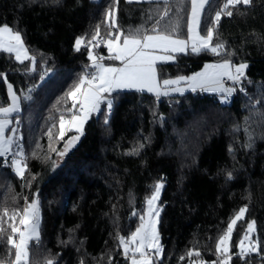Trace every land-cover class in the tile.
<instances>
[{"label": "trees", "instance_id": "trees-1", "mask_svg": "<svg viewBox=\"0 0 264 264\" xmlns=\"http://www.w3.org/2000/svg\"><path fill=\"white\" fill-rule=\"evenodd\" d=\"M190 2L0 0V26L20 34L30 58L0 50V107L10 102V84L20 104L12 118L23 165V175L0 165V264H14L11 229L34 201L39 239L28 243L27 264H128L121 238L141 224L158 181L160 255L153 264H264V0L227 8V0H208L199 32L212 30L209 47L156 64L162 83L221 61L246 65L243 92L234 85L226 101L205 91L113 92L111 107L91 114L60 157L72 133L61 136L60 127L69 93L96 70L89 53L103 55L102 64L118 62L109 59L107 41L153 28L187 38ZM233 220L228 250L218 251ZM251 223L256 251L244 253Z\"/></svg>", "mask_w": 264, "mask_h": 264}, {"label": "snow or ice", "instance_id": "snow-or-ice-1", "mask_svg": "<svg viewBox=\"0 0 264 264\" xmlns=\"http://www.w3.org/2000/svg\"><path fill=\"white\" fill-rule=\"evenodd\" d=\"M208 2V0H191L192 5V13L191 20L188 25L189 39L193 40L192 52H199L202 49H207L209 47V41L212 39V30H208L207 39L203 37H199L198 34L193 36L195 32V28L200 23V15L201 11L204 8V5ZM238 3L249 4L250 0H227L225 4V8L228 5L235 6ZM167 15V12H165ZM227 15H232L231 12H227ZM218 22L221 19L220 12L216 13L215 17ZM153 33L155 34H137V35H127L123 36L122 45L119 43L120 36L115 37L116 43L109 41L108 47L110 52H114V55L110 56L109 59L121 61L122 67H106L102 63H99L95 57L91 56L89 53V58L93 60V67L96 69L95 74H93L91 79H88L87 76H83L80 79V83L76 85L75 91L70 92L69 96L73 98L75 101L77 99L76 93H80V107L83 111V117L77 118L76 116L72 117V120L68 123L77 127V130L82 134V126L84 121L88 118V114L97 110L99 104L102 101V93H107L112 91L114 88H147L148 91H156L157 90V82H156V70L155 64L157 60H169L172 59L170 56H157L155 55L156 49H163L164 51H172V52H184L187 47V41L175 39L171 35H166L158 31V29L153 28ZM4 34L8 35L9 44L7 47L4 46L2 40H0V50L15 52L16 59L21 60L22 55L23 59H30L27 55V50L22 47L20 34L12 33V30L4 25L0 26V37ZM199 40L201 43V47H197L195 41ZM14 41L15 44L11 42ZM81 39H77L76 47L79 50L81 45ZM222 47V45H217L216 47L211 48V51L214 53L217 52V49ZM33 63H34V58ZM103 59V58H101ZM229 62L225 61L223 64L219 65H207L204 72L197 73L192 77L184 78L181 77L178 80H165L164 85L170 84H178L180 80L188 79L190 81V87L192 90H195L197 87L203 88L205 84H212L215 87H209V91H221L230 93L232 89H226L220 82V77L227 75L229 79L238 80L240 75H243V70L246 65H240L236 71L239 75L233 76L229 71ZM211 69L212 71H209ZM87 82L88 87L81 90L82 86ZM173 91L182 92L183 89L176 87ZM160 93L157 91V95ZM167 94V93H165ZM75 103L73 107H75ZM108 107H111V103L109 102ZM18 106L16 102V97L13 95V106L10 108H0V113L7 115L12 111H17ZM7 121H0V132H3L4 125ZM64 120L61 118V136H63V127ZM79 139V136L74 137L73 140L68 145L71 147L72 144L75 143L76 140ZM6 141H0V151L6 152L8 149L4 145H6ZM63 155V153H61ZM13 164H19V161H13ZM17 173L23 175V169L17 167ZM162 186L160 184L156 185L155 193L153 196L147 201L149 205V213L148 215L151 217L153 215L159 216L158 210H153L154 202L158 199L160 188ZM37 203L34 201L31 205L23 210V218L20 220V224L24 226V231L12 227L13 234L19 233V243H17L11 237L9 238V243H11L15 248V264H27L28 261V243L32 239H39V234L37 232L38 227V219L37 217ZM31 210V211H30ZM245 208L240 209V213L237 216L239 219L243 213L245 212ZM5 214H7L5 212ZM15 215L11 217V219H15ZM141 225L136 229L134 233L131 235V242L139 241V245L132 250V261L131 264H150L149 258H147V254L144 251L145 245L149 240L158 241V234L156 232V221L149 220L147 222L144 221V218L141 217ZM236 223V220H233L227 228L226 233L220 237V241L217 245L218 251L227 252V242L230 237V234L233 230V225ZM253 229V224H249V230ZM247 238V237H246ZM121 243L125 245V254L127 255L129 249L127 246V242L124 238H121ZM223 246V248H221ZM148 247L156 248V251L159 252L160 249L157 245L148 244ZM241 247L243 248V241H241ZM251 251H256L255 248H252ZM139 253L140 259L136 258V254ZM243 254V253H242ZM198 255V253H197ZM48 264H52L51 261Z\"/></svg>", "mask_w": 264, "mask_h": 264}, {"label": "rangeland", "instance_id": "rangeland-1", "mask_svg": "<svg viewBox=\"0 0 264 264\" xmlns=\"http://www.w3.org/2000/svg\"><path fill=\"white\" fill-rule=\"evenodd\" d=\"M26 60V59H25ZM32 60V59H31ZM118 61V60H117ZM221 62H225V61H221ZM221 62H219V63H217L216 65H219V64H221ZM222 63V64H223ZM103 65H105L106 67H122L123 65H122V63H121V61H118V62H113V63H109V64H103ZM230 65V64H229ZM207 66V65H206ZM239 66H237V67H235V68H233L231 65H230V67H229V71L232 73V75L234 74V72H235V70H236V68H238ZM204 69H206L205 67H204ZM155 70H156V82H157V90L156 91H148V89L147 88H114L112 91H110V92H107V93H102L101 95H107V98H104L103 96H102V101H101V103L99 104V107H98V109L97 110H93V111H91L89 114H88V117L91 115V114H94V113H97L98 111H99V109L101 108V107H106V110L109 108L108 107V104H109V102H110V99H109V97H110V95L113 93V92H116V91H124V90H134V91H141V92H148V93H150V94H153V95H157V91L160 93V94H163V93H165V92H163V88H167L169 91H172L173 93H176V94H178V93H180V94H182V93H184V92H186V91H188V90H190L191 88H190V81L188 80V79H186V81H184V82H180V83H178V84H170V85H167V87H163V86H166V85H164V83H162V82H160L159 81V78H158V73H157V68H156V65H155ZM95 72H96V70H95ZM195 74H197V73H192V74H190L188 77H192L193 75H195ZM187 77V78H188ZM222 77V76H221ZM220 77V81H221V79L223 78H221ZM224 77H228L227 75L226 76H224ZM221 84H222V82H221ZM223 85V87L224 88H226V89H232V91L230 92V93H228V92H217V93H219V94H221L222 96H220V98L223 100V101H226V99L227 100H229L228 98L232 95V93L234 92V89H235V86L234 85H225V84H222ZM8 86L10 87V88H12L11 87V85L10 84H8ZM176 87H179V88H181V89H183V91L182 92H180V91H173V89L174 88H176ZM171 88V89H170ZM84 89H86V87L85 88H83V86H82V88H81V90L83 91ZM159 94V95H160ZM70 98H72V97H70ZM104 102V105L103 106H101V104ZM111 103V102H110ZM83 112H80V113H76V114H73L72 115V117L75 115V116H83ZM81 116V117H82ZM72 117L70 118V119H68V120H64V127H63V132H64V130L66 131L67 129H68V127H70L69 126V121H71L72 120ZM6 121H7V123L4 125V130H3V132H1V134H2V136H3V141H6L7 142V144L6 145H4V146H6L7 147V149H10V150H12V152L15 150V148H16V141H15V139H14V136L16 135L15 134V131H16V127H15V120L13 119V118H10V117H8V118H6L5 119ZM4 120V121H5ZM87 120V119H86ZM85 120V121H86ZM85 121H84V123H85ZM84 123H83V126H84ZM83 126H82V128H83ZM60 127H61V124H60ZM61 131H62V129H61ZM73 140V139H72ZM71 140V141H72ZM71 141H68V142H65L64 143V145H63V147H62V150L60 151V155H61V153H63V155L67 152V151H69V149L72 147V145H71V147H69L68 145L70 144V142ZM16 154H15V153ZM13 152V157H12V161H11V166H12V169L17 173V167H20V168H22L23 169V165H22V163H21V160H20V157H19V152H17V151H14ZM61 158H62V155L60 156ZM58 158V160H60L61 158ZM19 161V164L17 165V164H13V161ZM20 175V174H19ZM157 184H160L161 185V182H157L156 184H155V187H154V189L152 190V192L150 193V195L146 198V200H145V213H144V216H143V218H144V221L145 222H147V221H149V220H155L156 221V232H157V222H158V217L157 216H155V215H153V216H149L148 215V213H149V205H148V200L153 196V194L155 193V188H156V185ZM160 192H161V188H160ZM160 192H159V196H160ZM159 196H158V199H159ZM158 199L154 202V205H153V210L155 211V210H158L159 211V205H158ZM32 204V203H31ZM31 204H26V205H24V207H23V210L25 209V208H27L29 205H31ZM23 210H22V213H21V215H20V218H19V221L23 218ZM31 211V210H30ZM240 213V212H239ZM238 213V214H239ZM37 216H38V213H37ZM238 216V215H237ZM37 219H38V227H37V232H38V234H39V218L38 217H36ZM252 224V223H251ZM141 225V224H140ZM140 225L138 226V227H140ZM137 227V228H138ZM136 228V229H137ZM25 230V229H24ZM23 230V231H24ZM136 231V230H135ZM134 231V232H135ZM254 232V226H253V229L250 231L249 230V226H248V229H247V233H246V236H245V238H244V241H243V248L241 247V243H240V247H241V249H242V252H246V251H251V249L252 248H255V246H256V244H255V242H253L252 240H251V237H252V233ZM247 237V238H246ZM20 239V238H19ZM33 240V239H32ZM31 241V240H30ZM126 242H127V246H128V249H129V251H128V253H127V257H128V264H131V261H132V250L133 249H135L138 245H139V241L137 240L136 242H131V236L127 239V240H125ZM228 241H229V239H228ZM18 243H19V240H18ZM148 244H153V245H157L158 247H159V249H160V244H159V241H156V240H149L148 241V243L145 245V247H144V251H145V249H149V250H151L152 252H153V256L151 257V256H148L147 255V258H149V260H150V264H153L154 263V261L159 257V255H160V251L159 252H157L156 251V248H154V247H148ZM227 247H228V242H227ZM221 248H223V246H221ZM122 249H123V251H124V253H125V245L124 244H122ZM228 249V248H227ZM222 252V251H221ZM225 253V252H224ZM136 258L137 259H140V256H139V253H137L136 254ZM14 264H15V261H14Z\"/></svg>", "mask_w": 264, "mask_h": 264}, {"label": "crops", "instance_id": "crops-1", "mask_svg": "<svg viewBox=\"0 0 264 264\" xmlns=\"http://www.w3.org/2000/svg\"><path fill=\"white\" fill-rule=\"evenodd\" d=\"M93 1H97V0H93ZM125 1H128V2H141V1H156V0H125ZM207 4V3H206ZM205 4V5H206ZM205 5H204V7H205ZM204 9V8H203ZM203 11V10H202ZM202 11H201V15H202ZM191 13H192V5H191V2H190V10H189V18H188V25H189V22H190V20H191ZM201 15H200V19H201ZM200 24V23H199ZM12 33H16V32H14V31H12ZM196 34H198L199 35V37H203V38H205V39H207V36H203V35H201L200 34V32H199V25L195 28V32L193 33V36H195ZM117 36H119V35H117ZM173 38H175V39H180V40H185V41H187V47H186V50L184 51V52H172V51H164L163 49H156L155 50V55H157V56H170V57H172V59H169V60H157L156 61V64L157 63H161V62H172L173 60H174V58H175V54H178V53H185L186 51H188V50H191L192 49V46H193V40H191V39H189V32H188V36H187V38H185V39H182V38H176V37H173ZM0 40H2V42H3V44H4V46L5 47H7L8 46V44H9V38H8V35L7 34H4L2 37H0ZM109 41H112L113 43H116V41H115V39L114 40H109ZM109 41H107L106 42V48H107V52L109 53V56L108 57H110V56H112V55H114V52H110L109 51V47H108V43H109ZM21 42H22V39H21ZM210 42V41H209ZM12 44H15V42L14 41H12L11 42ZM119 43L122 45V43H123V40H119ZM195 43H196V46L197 47H201V43H200V41L199 40H196L195 41ZM22 47L24 48V49H26V47L24 46V44H23V42H22ZM27 50V49H26ZM2 51H4V50H2ZM5 52H8V51H5ZM8 53H11L13 56H14V58L16 59V53L15 52H8ZM27 55H28V57H29V54H28V52H27ZM17 60V59H16ZM23 60H25V59H23V55H22V59L21 60H17V61H23ZM223 62H221V64H222ZM155 64V65H156ZM205 68H206V65L204 66ZM204 67H203V69H201V70H199L198 72H196V73H201V72H204L205 71V69H204ZM209 71H212L211 69H209ZM235 72H236V70H235ZM224 76H226V75H224ZM224 76H222V77H224ZM221 77V78H222ZM169 81H173V80H169ZM184 81H186V79H183V80H180V82H184ZM179 82V83H180ZM221 82V81H220ZM163 87H167V85L166 86H163ZM209 87H215V85H212V84H205L204 85V87L203 88H200V87H197L195 90H200V91H205V92H211V93H217V92H221V91H209L208 90V88ZM191 88V87H190ZM171 89V88H170ZM190 90H192V88L190 89ZM163 92H165V93H167V94H165V93H163V94H160V95H155V96H157V97H161V96H165V95H173V94H176V93H173L172 91H169L167 88H163ZM7 93H8V97H9V104H7V105H5V106H3V107H0V108H10V107H12L13 106V95L16 97V102H17V106H18V110L17 111H12V112H10V113H8L7 115H5V114H3V113H0V121H4L6 118H8V117H10V118H12L13 117V115H15L17 112H19V110H20V104H19V98H18V96L14 93V91H13V89L12 88H10L8 85H7ZM178 94H180V93H178ZM75 116V115H74ZM82 116V115H81ZM81 116H76L78 119L79 118H82ZM69 126L70 127H68V129L67 130H71V135L65 140V142H68V141H71L74 137H77L79 134H80V131H78L77 130V127H75V126H73V125H71V124H69ZM0 141H3V136H2V134H1V132H0ZM64 142V143H65ZM76 142H77V140L75 141V143L72 145V147L76 144ZM64 145V144H63ZM6 147V146H5ZM71 147V148H72ZM70 148V149H71ZM69 149V150H70ZM7 151H11L10 149H8ZM4 152H2V151H0V155H2ZM38 217V216H37Z\"/></svg>", "mask_w": 264, "mask_h": 264}, {"label": "built area", "instance_id": "built-area-1", "mask_svg": "<svg viewBox=\"0 0 264 264\" xmlns=\"http://www.w3.org/2000/svg\"><path fill=\"white\" fill-rule=\"evenodd\" d=\"M92 44L105 45V41L103 39H96L92 42ZM101 58H103V55L98 54L97 59L102 60ZM93 74H95V71H88L87 73H85L84 76H87L88 79H91ZM237 75H239L237 72H235L233 74V76H237ZM221 82H222V84H225V85H237L239 87L240 91L243 92V89L241 88L242 75L239 76L238 80H232V79H229V77H223L221 79ZM85 87L86 88L88 87L87 82H85V84L83 85V88H85ZM196 92H199V94H201L200 90H192V93H196ZM76 96H77V99L75 101L73 100V98H70L69 109L67 111H65L62 115L63 120H68L72 117L73 114L83 112L81 110V107H80V93H76ZM102 96L104 98H107V95H102ZM109 99H110V97H109ZM74 103L76 105L75 107H73ZM102 105H104V102L101 104V106ZM11 161H12V154L10 153V151H6L0 156V165L1 166H7V165L11 164ZM16 228L20 229L21 231L24 230V226L20 224V221L18 222ZM19 238H20L19 233H16V234L12 233V239H14L17 243H18ZM145 252L148 256H151V257L153 256V252L151 250L145 249ZM4 264H12V263H4Z\"/></svg>", "mask_w": 264, "mask_h": 264}]
</instances>
